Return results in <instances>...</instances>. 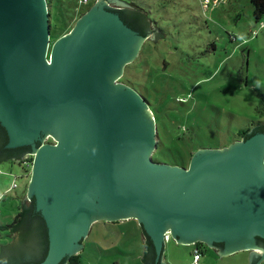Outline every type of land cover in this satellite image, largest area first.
<instances>
[{
	"label": "water",
	"instance_id": "1",
	"mask_svg": "<svg viewBox=\"0 0 264 264\" xmlns=\"http://www.w3.org/2000/svg\"><path fill=\"white\" fill-rule=\"evenodd\" d=\"M49 14L46 0H0V161L33 156L0 264H66L96 222L131 219L143 264H161L168 232L262 264L264 125L198 150L189 167L156 163L154 117L121 79L148 39L164 37L145 14L107 1L51 46Z\"/></svg>",
	"mask_w": 264,
	"mask_h": 264
},
{
	"label": "rangeland",
	"instance_id": "2",
	"mask_svg": "<svg viewBox=\"0 0 264 264\" xmlns=\"http://www.w3.org/2000/svg\"><path fill=\"white\" fill-rule=\"evenodd\" d=\"M52 1L55 30L61 8L65 14L82 9L80 0ZM107 1L121 0H89L92 7ZM143 1L164 38L142 47L123 82L147 101L154 117L157 145L149 155L156 163L189 167L197 149L229 147L264 122V19L255 22L250 0ZM73 17L74 28L82 16ZM18 161H0V224L12 223L23 203L27 178ZM7 234L0 233V248L12 241ZM144 241L138 220L96 222L83 241L81 264H143ZM203 244L186 246L171 237L162 264H194L198 247L200 264H249L248 251L221 258Z\"/></svg>",
	"mask_w": 264,
	"mask_h": 264
},
{
	"label": "trees",
	"instance_id": "3",
	"mask_svg": "<svg viewBox=\"0 0 264 264\" xmlns=\"http://www.w3.org/2000/svg\"><path fill=\"white\" fill-rule=\"evenodd\" d=\"M48 1V6L49 8L51 9V5H52V0H47ZM89 1V0H88ZM123 2H125L128 6H131L133 9H135L136 11L138 12H141L143 14L146 15V17L148 18V20L150 22H153L152 19L149 17L147 11H146V7L148 8L150 5L146 3V1H138V0H121ZM250 3L253 7V16H254V20L256 23H261L262 20L264 19V0H250ZM88 5V6H87ZM93 4H90V2H88V4H85V5H82V9H80V5H79V8L77 6L75 7H70L67 11V13H63L62 11V8L61 10H59L56 14H57V19H58V22H59V28L58 30L56 31L55 30V27L52 23V18H53V14L50 10V25H51V46L52 44L58 40L59 38L67 35L68 33L71 32V30L73 29V23L71 24L70 21L74 18L73 15L75 16V13L79 14L80 16H83L85 13H87L90 8L92 7ZM62 19V20H61ZM58 27V26H57ZM150 42V40H148L145 45L143 46V48H145V46L147 45V43ZM142 48V50H143ZM149 49V48H148ZM141 50V53L138 57V59L136 61H134L132 64H129L126 68L127 69H131L133 68V66L135 65V63H137L142 55V51ZM126 77L127 75L125 74L121 81H125L126 80ZM125 83V82H124ZM142 84L141 82L138 84L140 85ZM264 125V122H261L259 123L258 125H256L253 129H248L246 131H243L240 133V137L241 139H244L246 137L247 134H249L252 130L258 128V127H261ZM202 149V148H200ZM204 149V148H203ZM199 150V149H197ZM195 150V151H197ZM192 153V151L189 153V155ZM19 162L23 163L25 165V172H26V175L25 177L27 178V183L25 185V190H24V193L23 195L21 196L23 199L26 198L27 196V191H28V185H29V182H30V178H31V172H32V165H33V156L32 157H29L28 159L26 160H19ZM172 166H180V167H186L187 166V163L186 162H183L181 164H171ZM21 213H22V205L20 207V211L19 213L14 217V220L12 223L10 224H7V225H4V224H0V233L2 232H7L9 238L12 240V233H11V229L12 227L18 222L20 216H21ZM196 246H203L204 244L199 242L197 244H195ZM81 253L77 254V255H74V256H70L68 259H67V262L66 264H81Z\"/></svg>",
	"mask_w": 264,
	"mask_h": 264
},
{
	"label": "built area",
	"instance_id": "4",
	"mask_svg": "<svg viewBox=\"0 0 264 264\" xmlns=\"http://www.w3.org/2000/svg\"><path fill=\"white\" fill-rule=\"evenodd\" d=\"M88 0H80V4L81 5H85L88 4ZM209 2V1H208ZM217 2V0H216ZM47 141L52 140V137H47L46 138ZM14 187H16V184L14 185ZM170 239V233H166V241ZM201 261V250L199 248L195 249L194 251V264H200Z\"/></svg>",
	"mask_w": 264,
	"mask_h": 264
},
{
	"label": "flooded vegetation",
	"instance_id": "5",
	"mask_svg": "<svg viewBox=\"0 0 264 264\" xmlns=\"http://www.w3.org/2000/svg\"><path fill=\"white\" fill-rule=\"evenodd\" d=\"M47 1V0H46ZM47 5H48V1H47ZM131 7V6H130ZM132 8V7H131ZM133 9V8H132ZM135 10V9H134ZM150 22V21H149ZM150 24L152 25V27L159 33V34H161L160 32V29L159 28H157V25L154 23V22H150ZM148 40H150V39H148ZM151 41V40H150ZM153 41V40H152ZM156 42V41H155ZM140 53H141V51H140ZM140 53L138 54V57H139V55H140ZM138 57H137V59H138ZM136 59V60H137ZM135 60V61H136ZM43 143L45 144V143H48V141L45 139L44 141H43ZM29 157H32L30 154H25L21 159H14V160H10V161H18V160H26V159H28ZM19 162V161H18ZM217 251H219V250H217ZM249 254H250V252H249Z\"/></svg>",
	"mask_w": 264,
	"mask_h": 264
},
{
	"label": "crops",
	"instance_id": "6",
	"mask_svg": "<svg viewBox=\"0 0 264 264\" xmlns=\"http://www.w3.org/2000/svg\"><path fill=\"white\" fill-rule=\"evenodd\" d=\"M15 162H16V161H15ZM15 178H16V177H15ZM14 185H15V184H14ZM14 185H13V187H14ZM14 188L17 189V186L14 187ZM19 197H20L21 201H24V200L26 199V198L23 199V198L21 197V195H19ZM162 260H163V259L161 258V259H160V263H161V264H162Z\"/></svg>",
	"mask_w": 264,
	"mask_h": 264
},
{
	"label": "clouds",
	"instance_id": "7",
	"mask_svg": "<svg viewBox=\"0 0 264 264\" xmlns=\"http://www.w3.org/2000/svg\"><path fill=\"white\" fill-rule=\"evenodd\" d=\"M49 143H51L52 142V140H50V141H48ZM32 156V155H31ZM170 238H171V236H170ZM196 246V245H195ZM199 249H200V247H198ZM162 258V257H161Z\"/></svg>",
	"mask_w": 264,
	"mask_h": 264
}]
</instances>
